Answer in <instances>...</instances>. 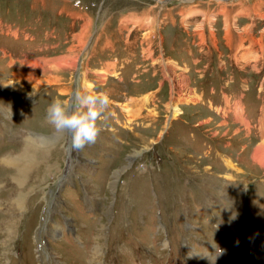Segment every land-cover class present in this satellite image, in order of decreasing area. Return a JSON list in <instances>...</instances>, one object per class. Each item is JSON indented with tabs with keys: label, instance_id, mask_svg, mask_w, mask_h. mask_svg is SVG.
Returning <instances> with one entry per match:
<instances>
[{
	"label": "rangeland",
	"instance_id": "rangeland-1",
	"mask_svg": "<svg viewBox=\"0 0 264 264\" xmlns=\"http://www.w3.org/2000/svg\"><path fill=\"white\" fill-rule=\"evenodd\" d=\"M239 2L0 0V264H264V0ZM77 88L110 98L79 151L46 118Z\"/></svg>",
	"mask_w": 264,
	"mask_h": 264
},
{
	"label": "clouds",
	"instance_id": "clouds-1",
	"mask_svg": "<svg viewBox=\"0 0 264 264\" xmlns=\"http://www.w3.org/2000/svg\"><path fill=\"white\" fill-rule=\"evenodd\" d=\"M109 103L110 98L105 92L77 88L70 100L53 98L47 107L46 118L58 133L70 136L71 150L79 151L96 142L100 132L97 121ZM205 255L213 264L215 256Z\"/></svg>",
	"mask_w": 264,
	"mask_h": 264
},
{
	"label": "bare ground",
	"instance_id": "bare-ground-1",
	"mask_svg": "<svg viewBox=\"0 0 264 264\" xmlns=\"http://www.w3.org/2000/svg\"><path fill=\"white\" fill-rule=\"evenodd\" d=\"M261 147L260 148H262V149H260V150H258L257 152H256V156H261V155H263V153H264V142H261V145H260ZM58 228V227H57Z\"/></svg>",
	"mask_w": 264,
	"mask_h": 264
},
{
	"label": "water",
	"instance_id": "water-1",
	"mask_svg": "<svg viewBox=\"0 0 264 264\" xmlns=\"http://www.w3.org/2000/svg\"><path fill=\"white\" fill-rule=\"evenodd\" d=\"M166 132H167V131H166ZM166 132L164 133V135H163L162 139H163V138L165 137V135L167 134Z\"/></svg>",
	"mask_w": 264,
	"mask_h": 264
},
{
	"label": "crops",
	"instance_id": "crops-1",
	"mask_svg": "<svg viewBox=\"0 0 264 264\" xmlns=\"http://www.w3.org/2000/svg\"><path fill=\"white\" fill-rule=\"evenodd\" d=\"M240 2H241V0H240ZM240 2H239V3H240ZM239 3H238V5H239ZM241 3H242V2H241Z\"/></svg>",
	"mask_w": 264,
	"mask_h": 264
}]
</instances>
